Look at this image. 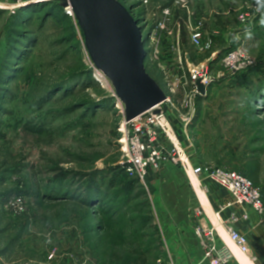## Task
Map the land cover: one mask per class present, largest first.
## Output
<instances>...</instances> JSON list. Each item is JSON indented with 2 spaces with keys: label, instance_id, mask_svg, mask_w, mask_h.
I'll return each instance as SVG.
<instances>
[{
  "label": "rangeland",
  "instance_id": "rangeland-1",
  "mask_svg": "<svg viewBox=\"0 0 264 264\" xmlns=\"http://www.w3.org/2000/svg\"><path fill=\"white\" fill-rule=\"evenodd\" d=\"M115 1L143 28L147 73L168 96L161 108L190 165L241 173L264 199V0ZM64 11L0 0V264H207L195 208L208 224L245 208L221 211L229 192L189 165L126 171L124 104ZM199 64L206 95L193 94ZM251 214L234 226L254 262L218 228L230 264H264V215Z\"/></svg>",
  "mask_w": 264,
  "mask_h": 264
},
{
  "label": "built area",
  "instance_id": "built-area-1",
  "mask_svg": "<svg viewBox=\"0 0 264 264\" xmlns=\"http://www.w3.org/2000/svg\"><path fill=\"white\" fill-rule=\"evenodd\" d=\"M64 10L69 17L75 18L70 6L65 7ZM192 38L198 44L201 34L194 32ZM238 56L244 57L241 50L228 54L226 62L234 66L238 61ZM189 73L193 94H201L198 89V82L205 87V92L207 93L211 82L208 67L205 64L192 65ZM165 101H168V96ZM158 107L160 112L155 113L154 110L158 109ZM123 126L122 142L127 159L126 171L128 173L144 178L149 176L148 174L151 171L161 170L169 163L178 164L185 170L187 165H189L192 168L193 175H208L229 192L231 201L224 203L221 211L233 208L234 205H239L245 208V211L240 216L243 220H248L251 213H255L259 217L264 215L262 193L255 187L250 178L236 171L221 167L199 165L193 168L190 165L189 156L167 120L161 104L130 121H126L124 118ZM17 201H12L14 206L19 205L20 202L19 200ZM215 215L217 222L208 224L202 208H195L196 225L194 233L203 249L204 260L209 264H230L236 258L234 251L227 244L222 243L219 227H224L229 240L240 253L252 258L253 262L258 259L251 250L247 236L240 233L234 226L240 217L237 218L234 212L226 220L222 218L220 212Z\"/></svg>",
  "mask_w": 264,
  "mask_h": 264
},
{
  "label": "water",
  "instance_id": "water-1",
  "mask_svg": "<svg viewBox=\"0 0 264 264\" xmlns=\"http://www.w3.org/2000/svg\"><path fill=\"white\" fill-rule=\"evenodd\" d=\"M70 6L80 24L87 50L124 104L130 121L166 100L160 85L147 73L145 39L140 22L115 0H54ZM205 95V87L198 82ZM155 113L160 109L156 108Z\"/></svg>",
  "mask_w": 264,
  "mask_h": 264
},
{
  "label": "crops",
  "instance_id": "crops-1",
  "mask_svg": "<svg viewBox=\"0 0 264 264\" xmlns=\"http://www.w3.org/2000/svg\"><path fill=\"white\" fill-rule=\"evenodd\" d=\"M153 78V77H152ZM154 79V78H153ZM155 80V79H154ZM157 82V81H156ZM188 154V156H189V158H190V154L189 153H187ZM152 172V171H151ZM224 192V191H223ZM225 193V192H224ZM223 193V194H224ZM225 198H226V201H225V203H227L228 201H230V197H228V195H225ZM258 250H259V252H260V249L258 248ZM261 253V252H260ZM207 264H209V263H207Z\"/></svg>",
  "mask_w": 264,
  "mask_h": 264
},
{
  "label": "trees",
  "instance_id": "trees-1",
  "mask_svg": "<svg viewBox=\"0 0 264 264\" xmlns=\"http://www.w3.org/2000/svg\"><path fill=\"white\" fill-rule=\"evenodd\" d=\"M65 12V11H64ZM66 16V15H65ZM66 17H68V15L66 16ZM69 18V17H68ZM147 262H145V260H144V262H143V264H146Z\"/></svg>",
  "mask_w": 264,
  "mask_h": 264
},
{
  "label": "bare ground",
  "instance_id": "bare-ground-1",
  "mask_svg": "<svg viewBox=\"0 0 264 264\" xmlns=\"http://www.w3.org/2000/svg\"><path fill=\"white\" fill-rule=\"evenodd\" d=\"M100 72V71H99ZM105 75V74H104ZM159 108V107H158ZM216 216V215H215ZM222 228V227H221Z\"/></svg>",
  "mask_w": 264,
  "mask_h": 264
}]
</instances>
